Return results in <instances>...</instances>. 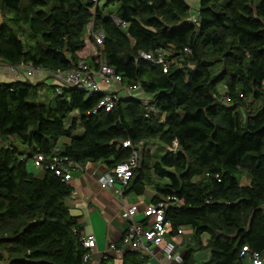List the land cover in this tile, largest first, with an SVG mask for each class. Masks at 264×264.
<instances>
[{
  "label": "trees",
  "instance_id": "1",
  "mask_svg": "<svg viewBox=\"0 0 264 264\" xmlns=\"http://www.w3.org/2000/svg\"><path fill=\"white\" fill-rule=\"evenodd\" d=\"M198 1L193 21L187 0H0L1 61L55 72L80 60L96 68L104 55L124 86L147 96L121 95L107 111L103 93L54 86L42 100L41 83L0 82V264L89 262L66 204L73 186L44 165L42 176L27 167L35 152L47 163L56 144L77 164L104 161L109 170L138 149L123 192L152 187V202H167L171 234L193 229L182 264H245V245L264 254V0ZM90 23L105 31L103 46ZM160 49L175 59L166 72L141 55ZM12 137L32 146L30 155L20 156ZM150 141L165 152H151ZM202 234L210 258L191 263ZM128 257L146 259L131 249L124 264Z\"/></svg>",
  "mask_w": 264,
  "mask_h": 264
},
{
  "label": "built area",
  "instance_id": "2",
  "mask_svg": "<svg viewBox=\"0 0 264 264\" xmlns=\"http://www.w3.org/2000/svg\"><path fill=\"white\" fill-rule=\"evenodd\" d=\"M97 4L99 0H94ZM116 24L126 27L127 22L122 21L116 16H113ZM193 21H197V18L192 16ZM93 33L96 43L99 46H103L105 39V31L102 28H95L93 23L88 25ZM191 50L185 47V53H190ZM141 55L151 61L160 64L163 67V71H168L170 65L175 62V59H169L167 52L164 49L158 50V55L154 53H141ZM183 54L180 55L179 61L183 60ZM178 60L176 59V62ZM12 69L16 68L10 65ZM48 70L41 66L29 65L27 69V75H34L36 72ZM50 74L56 79L55 92L60 93L62 86L69 85L86 90L90 95L94 93H103L99 106L104 107L107 111L113 109L115 104L121 95L136 96L141 99H145L147 103V96L142 90L140 85L136 86H124L122 83V75L118 73L114 67L109 65L104 55L101 56L98 67L94 68L89 63L80 60L77 65L67 70L50 71ZM120 85L122 88V94L119 90H116L114 86ZM153 109V107H150ZM148 111L150 109H147ZM124 145H130V141L124 142ZM177 146V142L174 141V147ZM60 146L56 144L54 153L50 155L47 163H45V155L42 152H35L33 157V165L36 167L46 166L52 169L57 175L61 176L63 180L69 181L72 177V171L78 166V164L72 160L68 155H60L57 151ZM140 162V152L138 149H134L132 155L124 162L118 163L112 170L104 173L99 177V183L103 188H109L116 186L120 193L123 192L125 185L131 179L135 168ZM118 185V186H117ZM177 201L175 196L167 197ZM167 202L165 200L159 201L148 205L144 214L146 221L136 220L138 213V207L133 205L128 207L126 217L129 224L122 236V247H127L131 250L145 252L147 255L156 257V249L154 247H161L167 259L175 262L182 263V253L175 250V243L172 239L167 238V234L170 229V222L165 219V207ZM178 232L181 233L182 229L179 228ZM84 246L89 249L85 255V261L90 260L91 249L96 244V238L94 234L82 235ZM153 245L154 247H152ZM114 243L110 244L109 249L115 248ZM241 255H247L251 264H264V254L252 250L248 245L243 246Z\"/></svg>",
  "mask_w": 264,
  "mask_h": 264
},
{
  "label": "crops",
  "instance_id": "3",
  "mask_svg": "<svg viewBox=\"0 0 264 264\" xmlns=\"http://www.w3.org/2000/svg\"><path fill=\"white\" fill-rule=\"evenodd\" d=\"M187 1L191 8L197 11V15L195 16L191 12L192 15L190 18H192V16L197 18L199 1ZM15 67L16 68L12 69L10 65L0 60V82L22 80L32 83H41L40 98L44 100L53 96V93L48 94L47 92H43L42 84L48 79L53 81V86L57 83L54 76L50 74L48 70H42L36 72L34 75L28 76L27 69L29 65L19 64ZM114 88L119 90L122 94V88L120 85H116ZM78 130L82 132V129ZM58 142L61 145L63 143H68L69 139L61 137L58 139ZM19 150L20 156L30 155L32 152V146L22 147ZM31 166L34 173L38 176L43 175V166ZM108 171L110 170L107 163L104 161L87 162L83 164L79 163L72 171V177L69 180V183L73 186V191L68 197H66V204L68 205L71 214L78 217L79 224L83 226V233L94 234L96 238V244L90 251L91 256L88 264H124L125 253L129 250L127 247H122V236L129 224L128 218L125 216L127 209L128 207L136 205L138 207L136 220L145 222L146 217L144 210L148 205L153 204L152 197L155 190L152 187L147 188L149 194H146L145 192L141 195L132 192L120 193L116 186L103 188L98 179ZM181 229V233L177 231V233L171 234L170 227L167 238L174 241L175 250L182 253L184 259V254L188 250V247L195 245V243L193 242V229L185 230L184 226L181 227ZM208 238V234H202V246L198 247L193 252L191 263H201L209 260L211 254L210 248L207 247ZM111 243H114L116 247L109 249ZM151 246L154 247L153 245ZM154 248L157 253L156 257L147 255L145 252H140L141 255L146 256V259L142 264L183 263H175L167 259L164 252L161 250V247ZM131 260L132 257H128V264H130ZM245 264H251L248 258Z\"/></svg>",
  "mask_w": 264,
  "mask_h": 264
},
{
  "label": "rangeland",
  "instance_id": "4",
  "mask_svg": "<svg viewBox=\"0 0 264 264\" xmlns=\"http://www.w3.org/2000/svg\"><path fill=\"white\" fill-rule=\"evenodd\" d=\"M189 1L192 2V0H189ZM110 8H113V5H111ZM191 12L194 14V16L197 15V13H196L197 11L195 9L191 8ZM1 17H2V14H0V21H1ZM42 85H43V92H47L48 94L53 93L54 86H53V81L51 79H48ZM223 90H224V88L221 87V91L222 92H223ZM11 139L14 141V144L19 149L22 148V147H28L27 145L22 144L21 141L18 140L17 138H11ZM0 143H1V140H0ZM140 146L142 147V145H140ZM147 149H150V151L153 152V153H155V154L156 153H159V152H165V148H163V146L161 144H159L158 142H152V141H150L147 144ZM31 165H33V157H29V162L27 163L28 169H32V166ZM145 192H146V194H149V191L148 190H146ZM184 227H185V230L191 229L190 226H184Z\"/></svg>",
  "mask_w": 264,
  "mask_h": 264
}]
</instances>
